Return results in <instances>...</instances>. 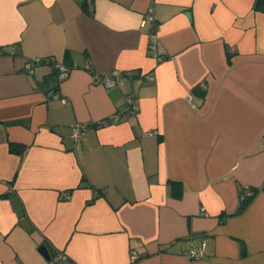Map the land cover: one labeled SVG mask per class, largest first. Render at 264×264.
I'll list each match as a JSON object with an SVG mask.
<instances>
[{"label":"crops","instance_id":"0c3cea01","mask_svg":"<svg viewBox=\"0 0 264 264\" xmlns=\"http://www.w3.org/2000/svg\"><path fill=\"white\" fill-rule=\"evenodd\" d=\"M253 3L0 0V264H264V12ZM48 57L70 67L63 81L50 62L24 70ZM113 69L152 79L93 81ZM127 93L139 110L101 124ZM76 122L88 124L78 141Z\"/></svg>","mask_w":264,"mask_h":264},{"label":"built area","instance_id":"2783aa9c","mask_svg":"<svg viewBox=\"0 0 264 264\" xmlns=\"http://www.w3.org/2000/svg\"><path fill=\"white\" fill-rule=\"evenodd\" d=\"M157 18L152 13V11L145 12L142 20L143 25H148L150 27V33H149V40H148V46L149 49L153 52V54H157V49L159 46V42L157 39L156 31H155V22ZM4 54V50L2 47H0V56ZM53 62L55 69H56V78L58 82L63 81L69 74L70 67L63 64L60 61H57L51 57L48 58H31L27 60L24 64V70L27 73H33L35 67L40 62ZM152 79L151 74H133L131 70H120V69H113L110 72L103 73V74H94L93 75V81L97 84L103 85L105 88L112 87L116 85L117 83H122L124 81H131L136 80L138 83H143L147 80ZM200 89H203L204 84L201 82L198 86ZM52 95L57 96V92L52 93ZM191 98V95L188 97ZM63 102H66L65 98H61ZM139 110V104L134 96L133 93H127L125 95V105L124 107L114 114H111L109 117L105 118L103 121H101V124L106 123L109 119H115L121 116L122 113L127 114H135ZM88 124L85 122H76L73 126L70 128L69 137L73 140H80L82 134L87 129ZM152 133V132H147ZM250 192H247L246 196H249ZM63 199L69 198V194L64 192L61 196ZM201 214H206L205 208H200ZM205 245V240L203 239L200 243L199 247H191L188 251L187 256L191 259H197L200 258L203 254V249ZM131 257H136V252L134 250L131 251ZM59 258H65V255L60 252ZM75 264V263H72Z\"/></svg>","mask_w":264,"mask_h":264},{"label":"trees","instance_id":"16d2710c","mask_svg":"<svg viewBox=\"0 0 264 264\" xmlns=\"http://www.w3.org/2000/svg\"><path fill=\"white\" fill-rule=\"evenodd\" d=\"M90 5H91V8L89 9L88 8V4H86L85 2L82 4L83 9H85V11L87 13L92 14V11H93V3L91 2ZM253 8L255 10H257V11L264 12V0H254ZM50 63H53V62L51 61ZM54 69H55V66H54ZM55 72H56V69H55ZM55 75H56V73H55ZM11 149L12 150H15L16 149V146H14V145L11 144ZM248 201H249V196H244V198L241 199V202L239 203L236 211L239 212L242 209H244L245 206L247 205Z\"/></svg>","mask_w":264,"mask_h":264},{"label":"water","instance_id":"95a60500","mask_svg":"<svg viewBox=\"0 0 264 264\" xmlns=\"http://www.w3.org/2000/svg\"><path fill=\"white\" fill-rule=\"evenodd\" d=\"M39 250H40V252L44 255V256H46V257H48V251H47V249H46V247L45 246H40L39 247Z\"/></svg>","mask_w":264,"mask_h":264}]
</instances>
